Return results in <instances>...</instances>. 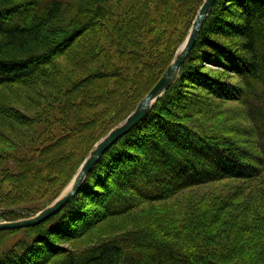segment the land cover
Masks as SVG:
<instances>
[{"label": "trees", "instance_id": "16d2710c", "mask_svg": "<svg viewBox=\"0 0 264 264\" xmlns=\"http://www.w3.org/2000/svg\"><path fill=\"white\" fill-rule=\"evenodd\" d=\"M203 1L130 0L119 16L110 0H0V87L57 89V59L76 57L68 85L52 91L45 139L25 134L24 156L8 157L16 167L0 175L2 222L35 215L72 180L158 82ZM208 60L234 77L196 71ZM187 82L237 104L242 118L223 117ZM6 103L0 97V120L16 114ZM23 115L21 126L35 118ZM227 181L229 193L190 200L179 219L150 206ZM143 205V223L119 236L82 252L54 245L72 216L83 228ZM0 264H264V0H216L177 80L102 155L78 194L36 226L0 230Z\"/></svg>", "mask_w": 264, "mask_h": 264}, {"label": "rangeland", "instance_id": "374dc122", "mask_svg": "<svg viewBox=\"0 0 264 264\" xmlns=\"http://www.w3.org/2000/svg\"><path fill=\"white\" fill-rule=\"evenodd\" d=\"M65 1L67 2L72 0ZM129 2L130 0H110L109 5L113 8V12L116 15L122 16L129 5ZM184 42L185 39L178 46L177 50L181 48ZM74 59H76L75 54H72L70 52H67L66 56L57 59L59 65V74L54 77L53 81L58 86V90L53 86L43 87L42 85H31V87L29 85L28 87L13 84L11 86L0 87V97H4V100L7 101L6 105L10 106L12 110L16 111V114L13 118L0 120V175L4 174V169H6L7 166L11 169L16 167V163H14L12 160H8V157L11 154L16 155L18 154V152L20 154L24 152V150H22L21 148L20 143H22V141L24 140L25 134L29 136V134L33 132L29 137H33L34 140L38 138L42 140L45 139V135H41L42 129H47L44 123L53 115L48 114V112L54 110L52 101L55 97V94L60 95L62 93V89L66 87V85H68L70 76L74 75V73H72V69H74ZM199 62L200 63H198V66H196V71H201L208 77H234L232 76V74H230V71L216 65L211 60H208L207 62ZM193 83L194 84L191 85V82H187L186 85L190 86L189 88L187 87V91L189 89V91L195 93V96H197L198 98H201L203 100L210 99L212 100V102L219 105L220 109L218 108L215 111H224L223 117L227 115H229L230 118L236 116L235 112L232 110H240L237 104L224 99L220 100L217 95H211L209 91L203 88L202 85H196V82ZM54 90L57 91L55 94H52V91ZM220 101H222V103ZM225 108L231 110L230 113L225 112ZM23 113L28 117L30 116L32 118H35L34 120L27 122L26 125L21 126L20 118L24 117ZM115 116L117 118L119 115L116 114ZM236 117L237 120H240V118H242L239 114ZM124 120L118 122L117 125L122 123ZM242 120L245 119L243 118ZM218 122H220V116L217 115L214 119L211 120L210 123L217 124ZM15 146L17 147L14 149ZM22 156H24V154H22ZM232 183L233 182L231 181H227L226 183L222 184H208L197 188H191L181 192L179 195L172 197L171 199L166 200L165 202L151 204L150 206L152 208H155L159 205L157 207L160 208L159 210L166 212V214H173V218L177 217L179 219V215L183 212V207L187 205L190 200L196 199L199 196L209 197L213 194L229 193L226 187L231 185ZM66 186H64L60 190V192L51 202H53L63 192V190H65ZM49 195L50 192H46L43 196H40L35 202L34 206H37ZM237 201H239V199ZM93 207L95 208L97 206H90L89 208ZM87 209L85 210L87 211ZM149 211L150 208L143 205L140 208L135 209V211L131 214L104 219L96 218L91 224L88 222L89 224H87L86 227L83 226V228L85 229L81 228L82 222L77 221V219L74 218L72 219V216L66 221L68 225L64 226L60 230L61 234L54 245H56L60 253H66L70 251L82 252L91 248L94 244L104 239H109L116 235L119 236L121 233L126 232V230L137 227L138 225L143 223V214ZM0 222H2L1 219ZM60 253L58 254V257L56 259L62 258V256H60Z\"/></svg>", "mask_w": 264, "mask_h": 264}, {"label": "water", "instance_id": "95a60500", "mask_svg": "<svg viewBox=\"0 0 264 264\" xmlns=\"http://www.w3.org/2000/svg\"><path fill=\"white\" fill-rule=\"evenodd\" d=\"M216 0H204L188 33L185 42L174 55L171 64L167 67L158 82L149 93L138 103L136 108L119 125L111 129L100 139L89 152L88 156L80 165L77 173L68 183L65 190L45 208L27 218L16 221L0 222V230H17L36 226L56 213L69 203L80 191L86 177L93 167L99 162L102 155L122 136L138 125L149 114L154 103L164 94L167 88L178 78L180 68L194 48L200 31Z\"/></svg>", "mask_w": 264, "mask_h": 264}]
</instances>
